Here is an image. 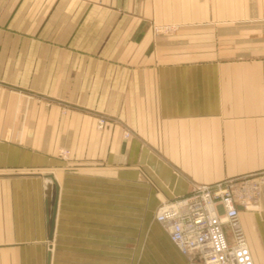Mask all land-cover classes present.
<instances>
[{"label":"crops","instance_id":"1","mask_svg":"<svg viewBox=\"0 0 264 264\" xmlns=\"http://www.w3.org/2000/svg\"><path fill=\"white\" fill-rule=\"evenodd\" d=\"M226 20L233 59L178 55ZM0 82V264H128L130 210L249 174L240 221L264 264V0H0ZM154 221L141 264H190Z\"/></svg>","mask_w":264,"mask_h":264},{"label":"built area","instance_id":"2","mask_svg":"<svg viewBox=\"0 0 264 264\" xmlns=\"http://www.w3.org/2000/svg\"><path fill=\"white\" fill-rule=\"evenodd\" d=\"M101 119L99 129L106 126ZM260 184L249 176L194 186L163 202L156 220L190 264H255L241 225V208L257 210Z\"/></svg>","mask_w":264,"mask_h":264},{"label":"rangeland","instance_id":"3","mask_svg":"<svg viewBox=\"0 0 264 264\" xmlns=\"http://www.w3.org/2000/svg\"><path fill=\"white\" fill-rule=\"evenodd\" d=\"M213 20H209V22H212ZM231 20H226L224 26V30H222V32L225 31V33L223 34L224 38L219 41V43H217V39L215 35H208L207 37L209 38V45L208 48L209 50L206 51H202V44L200 42L202 36H200V34H198V36L195 34V36H193V40H197L196 43L194 42L192 50L191 51H181L178 50L177 53L178 55L180 54H186L189 55L191 54V59L193 61H199L202 58H209V59H213V58H220V59H233L235 56V52L233 49V41H232V28L231 26ZM183 28V24H180L179 22H177L176 24H162L160 25V27L156 28V32L157 34H161V35H168V34H173V33H177L179 31H181V29ZM198 27H193V29H197ZM200 28V27H199ZM207 28V27H204ZM210 28V27H208ZM222 37V35H221ZM206 45V44H203ZM183 56V55H182ZM6 89V84L3 82H0V91L5 90ZM32 100V99H30ZM30 100H26L27 102H30ZM36 100L39 103L45 102V103H50L49 101L45 100V99H41V98H37V99H33ZM94 118H96L97 121V127L99 124V121L101 119H104L106 121V126L103 129H99V130H104L106 127L110 126V125H124V137L125 138H131L136 137L137 134L135 131H133L132 129L130 130V128L117 117V116H112V115H106V114H97L93 116ZM61 156H64V158H67L70 156V152L68 150H64L61 154ZM144 164H131L129 166V171L131 172H136L138 168H143ZM244 176H249L251 178V180L258 182L260 184V190H262V175L261 174H249V175H243V176H238V177H244ZM235 178V177H234ZM229 179V178H227ZM197 185H203V184H195L194 186ZM193 186V187H194ZM136 188L133 187V185L130 184L129 186V201H130V208H132L131 202H135V194H136ZM261 194V191H260ZM166 202L165 200L162 201L156 208V210H145L144 211V215L142 217H138L137 212L135 211H129V219H130V224H132V226H129V243H128V247H129V257H128V264H141L144 260L143 259H139L137 258V256L140 254V252L148 249L150 246L149 245V238L150 233L152 232V227L153 225H155V221H154V215L155 213L157 214V211L160 207V205ZM147 204V203H146ZM152 204V203H151ZM147 206L149 207V204H147ZM259 204L257 205V210H258ZM255 211V210H253ZM138 218H142L144 219V225H142V223L140 225H137V222H140V220ZM154 223V224H153ZM242 225V224H241ZM245 232V231H244ZM52 244L55 247V239L52 242ZM55 250V249H54Z\"/></svg>","mask_w":264,"mask_h":264},{"label":"water","instance_id":"4","mask_svg":"<svg viewBox=\"0 0 264 264\" xmlns=\"http://www.w3.org/2000/svg\"><path fill=\"white\" fill-rule=\"evenodd\" d=\"M55 216H56V203L54 205V210H53V214H52V225H51V229H50V240H52V237H53V228H54Z\"/></svg>","mask_w":264,"mask_h":264}]
</instances>
